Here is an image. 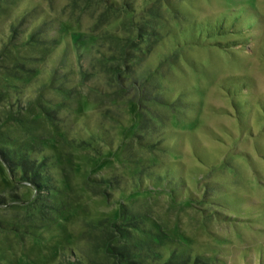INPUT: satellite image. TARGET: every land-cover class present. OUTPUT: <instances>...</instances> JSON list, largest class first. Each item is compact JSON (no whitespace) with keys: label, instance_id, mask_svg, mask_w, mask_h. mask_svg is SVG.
Masks as SVG:
<instances>
[{"label":"rangeland","instance_id":"obj_1","mask_svg":"<svg viewBox=\"0 0 264 264\" xmlns=\"http://www.w3.org/2000/svg\"><path fill=\"white\" fill-rule=\"evenodd\" d=\"M0 264H264V0H0Z\"/></svg>","mask_w":264,"mask_h":264},{"label":"trees","instance_id":"obj_2","mask_svg":"<svg viewBox=\"0 0 264 264\" xmlns=\"http://www.w3.org/2000/svg\"><path fill=\"white\" fill-rule=\"evenodd\" d=\"M212 24H213V22H212ZM212 24H207V25H205V26H202V28H204V29H206L207 28V26H210V25H212ZM201 27H199V29H200ZM198 29V30H199ZM189 30H191V28H189ZM197 37V36H196ZM195 40H197V38L195 39ZM237 40V39H236ZM197 41H199V39L197 40ZM235 41V40H234ZM217 42H219V41H217ZM233 44H238L237 42H235V43H233ZM215 45H218L219 46V43L217 44H215ZM227 45V44H226ZM226 47H228V46H226ZM40 165H38L37 163H36V161H35V159H32L31 160V166H30V168L29 169H24V173L26 174L25 175V178H30L29 177V175L31 174L32 175V178L33 179H31L32 180V182H33V184L35 185V187H36V189H37V191H41L42 189H41V183L39 182V178L41 177V175H40V167H39Z\"/></svg>","mask_w":264,"mask_h":264}]
</instances>
